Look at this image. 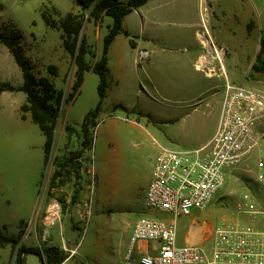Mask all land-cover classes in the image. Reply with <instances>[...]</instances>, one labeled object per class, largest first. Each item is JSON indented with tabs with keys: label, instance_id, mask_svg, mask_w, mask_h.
Listing matches in <instances>:
<instances>
[{
	"label": "rangeland",
	"instance_id": "1",
	"mask_svg": "<svg viewBox=\"0 0 264 264\" xmlns=\"http://www.w3.org/2000/svg\"><path fill=\"white\" fill-rule=\"evenodd\" d=\"M176 1L182 0L147 1L141 10L125 17L124 29L138 36L144 34L145 39L149 34H172L182 22L159 18L155 13L160 2ZM193 1L198 8L199 2ZM241 2L202 1L200 10L207 19V32L201 26L200 36L183 44L168 45L171 52L176 50L184 55L201 51L199 67L209 77L186 67L185 85L174 82L177 73L173 70L167 74L170 82L167 85L158 82L156 70L151 71L149 81L141 70L136 75L129 58L121 67L119 58L110 56V73L118 68V77L115 80L113 74L110 87L121 106L105 107L95 125L89 127V136L82 132L81 122L98 102V78L87 73L74 99L66 104L62 101L46 162L45 138L30 121V111L23 113L24 119L20 118L24 93L5 91L0 97V228L18 239L25 224L30 226L45 205L41 217L43 229L46 209L55 205L56 214L50 226L54 229L48 228L49 233L56 234L51 246L59 248L58 244L65 241L69 249L76 248L68 264H121L131 227L141 217L174 221L178 246L184 245L186 238L193 243L201 239L199 244L206 252L210 250L212 228L234 220L247 223L246 217L238 215L236 203L245 192L258 189L255 165L258 158L264 157V135L260 152L254 149L237 168L225 170L223 187L204 209L173 218L144 209L141 201L152 158L159 147L187 151L211 137L218 115L215 118L206 105L219 99L225 78L264 91V35L251 32L252 21L245 30L237 16ZM45 9L55 20L67 12L85 19L89 10L82 11L74 0H0V32L10 34L18 30L20 47L34 73L47 76L62 91L64 99L72 92L76 66L62 48L61 31L45 26L41 17ZM110 21L109 17L103 18L101 32L105 33V25ZM97 33V24L84 20L80 34H87L93 54L102 47L100 37L94 39ZM204 36L208 38H205L207 47L200 41ZM124 37L121 32L120 41ZM86 59L90 63L95 60L88 55ZM21 82V73L11 54L0 43V85L19 86ZM196 103L202 104L201 111L191 112ZM133 123L138 126H132ZM260 125L258 132L262 133L264 118ZM86 138L90 139L87 145ZM13 259L10 245L0 247V264H13ZM25 264L42 262L38 256L29 254Z\"/></svg>",
	"mask_w": 264,
	"mask_h": 264
},
{
	"label": "built area",
	"instance_id": "2",
	"mask_svg": "<svg viewBox=\"0 0 264 264\" xmlns=\"http://www.w3.org/2000/svg\"><path fill=\"white\" fill-rule=\"evenodd\" d=\"M136 53L138 63L149 55L144 49ZM263 118L264 91L225 78L212 136L192 150L159 147L142 207L173 218L204 209L223 187L225 170L237 168L254 149L260 152L264 132L258 128ZM255 180L257 191L245 192L236 203L238 215L248 222L234 220L212 228L209 252L199 242L178 246L174 221L141 217L131 227L122 264H264V157L256 162ZM55 210V205L47 209L39 248L48 240ZM150 242L157 250L136 257L138 245ZM61 249L66 258L60 264H68L76 248Z\"/></svg>",
	"mask_w": 264,
	"mask_h": 264
},
{
	"label": "trees",
	"instance_id": "3",
	"mask_svg": "<svg viewBox=\"0 0 264 264\" xmlns=\"http://www.w3.org/2000/svg\"><path fill=\"white\" fill-rule=\"evenodd\" d=\"M82 11L89 9L86 18L82 15L67 12L58 20L53 19L47 10L41 13L42 20L46 27L61 31L60 40L62 48L73 59L76 66L75 82L69 93L64 99L62 91L55 88L52 81L47 76H38L34 73L31 62L24 56L20 47L21 36L17 29L10 34L0 32V43L3 44L11 54L16 66L18 67L22 82L19 86L9 84L0 85V94L8 92H22L25 95V103L21 105L20 118L24 119L23 113L30 111L31 122L39 128L45 141L43 145L44 162L47 161L50 153L56 120L59 116L62 101L68 103L73 100L78 93L86 73L92 72L98 78L96 87L98 102L94 109L90 110L81 122V130L85 136H89V127L95 125L105 97L107 88V63L108 50L114 38L121 31L123 17L145 4L148 0H130L122 3L119 0H74ZM103 17H109L111 24L107 26V33L102 38V47L99 58L93 63L88 62L86 56L95 57L90 50L86 37L81 33L84 20L87 22H98ZM54 74V73H53ZM89 138L84 139V144H88ZM69 160V159H68ZM23 231L18 234V239ZM18 239L5 233L4 228H0V247L10 245L14 250L13 264H25L28 254L39 257L42 264H60L66 254L61 248L53 246L25 247L18 245Z\"/></svg>",
	"mask_w": 264,
	"mask_h": 264
},
{
	"label": "crops",
	"instance_id": "4",
	"mask_svg": "<svg viewBox=\"0 0 264 264\" xmlns=\"http://www.w3.org/2000/svg\"><path fill=\"white\" fill-rule=\"evenodd\" d=\"M120 1V0H119ZM130 1V0H129ZM149 1V0H148ZM199 2L198 8L197 4L194 3L193 0H182V1H176V2H160V4L156 8V13L155 15L159 18H172V19H177L178 21L182 22V26L177 28L176 31H174L172 34H155V35H147V38H143L144 34L142 36H138L136 34H133L130 32L128 29H124L123 24H124V19L127 15L131 14L135 10H141L142 7L144 6L141 5L140 7L136 8L129 14L123 17L122 24H121V32L124 34V39L123 41H120L119 39V34L114 38L112 41L109 50H108V63H107V88H106V93L105 97L102 101L101 108L99 111L100 113L105 109V107H109L111 105L112 108L115 106L119 107L121 106V103L119 102L120 100L116 98L115 96V90H112L110 87V82L112 79V76L114 74V78L116 80L117 76V70L118 68L115 67L113 70V74L110 73V68H111V58L110 56L114 55L119 58V66L124 67V65L127 62L126 58L128 59V62L130 63L131 66H134L136 75L139 74V70L142 71V74L145 75V77L150 81L151 80V71L156 70L157 73H159V78L158 82L163 83V84H169L167 74L169 71L173 70L174 73H177L176 79L174 80L175 83H182L185 85L186 82V77L183 74V71L186 67H193L194 70L199 71L203 73L198 67L199 64L201 63V59L203 58V54L201 51L198 52H192L184 55L183 53L177 52L176 50L174 52H171L170 49H168L169 44H183L188 39H191L196 36H200L201 34L198 32L199 27H203L205 29V33L207 32V19L204 15V13H201L200 7L201 3L206 2V4H210L211 0H197ZM244 3H240L238 6V19H242V23L244 24L245 30L247 25L252 21L254 23L253 29L251 32L257 31L258 34L264 35V0H241ZM121 2V1H120ZM128 2V1H127ZM123 3V2H122ZM126 3V2H125ZM104 18V17H103ZM92 24H95L94 22H90ZM89 24V22H88ZM97 24V30L98 33L96 37L94 36V39L100 37L99 43H102V38L106 35L107 33V26L111 24L110 23L105 25V33L101 32L102 30V24H103V19L101 21L96 22ZM87 43L91 45V42L89 38L87 37V34H85ZM208 39L206 36L202 37L200 39L202 43V39ZM138 49H144L149 52L148 57L138 63L137 61V50ZM101 49L98 52H95V57L94 59L97 60L99 58ZM94 60V61H95ZM117 68V69H116ZM176 71V72H175ZM92 73V72H88ZM150 73V75H149ZM179 73V74H178ZM87 74V73H86ZM206 77L207 74L203 73ZM116 82V87H119V82ZM117 92V91H116ZM5 92L0 94V97L3 96ZM217 94V93H215ZM214 94V95H215ZM220 102H221V96L219 99H215L214 101H211L209 104L206 106L210 108V112L215 113V118L218 115V111L220 109ZM19 105V104H18ZM194 108L192 109L191 112H200V108L202 107L201 103H196L193 105ZM124 109V108H123ZM125 110H127L125 108ZM31 121V120H30ZM132 126L136 127L138 124H132ZM212 136V135H211ZM210 137L208 138V140ZM202 141L197 143L195 148H198L207 141ZM156 155V154H155ZM154 155V157H155ZM154 157L152 158L151 166H150V173L147 179V185L151 179V172H152V167L154 163ZM147 187V186H146ZM145 192V190H144ZM144 192L142 196H144ZM142 201V199H141ZM47 205V202H46ZM46 206L41 209V211L38 214V217L30 224V226L25 224V228L23 233L18 239V245H23L25 247H36L40 243V235L42 233V215L43 211H45ZM48 209V208H47ZM46 209V210H47ZM29 228V229H28ZM43 228V227H42ZM48 228H53L54 227H48ZM29 236H31V239L28 241ZM56 234L51 231L50 233L48 232V240L47 244L42 243V246H51L52 242L55 241ZM197 239L194 237V240ZM28 241V243H27ZM128 241V238H127ZM198 240L197 242H200ZM193 241L186 238V243L185 244H192ZM151 244H154V246H151ZM59 248H62V246H66L65 241H61L58 244ZM68 247H70L68 245ZM67 247V248H68ZM126 247H127V242L125 245V250L123 251V258L126 252ZM69 249V248H68ZM72 249V247L70 248ZM139 250V251H138ZM138 250L135 252V256L138 257L141 254L144 253H154L155 250H157V245L155 243H141L138 245ZM78 253V252H77ZM29 255V254H28ZM73 259V258H72ZM26 261V258H25ZM123 261V260H122ZM122 264V262H121Z\"/></svg>",
	"mask_w": 264,
	"mask_h": 264
},
{
	"label": "bare ground",
	"instance_id": "5",
	"mask_svg": "<svg viewBox=\"0 0 264 264\" xmlns=\"http://www.w3.org/2000/svg\"><path fill=\"white\" fill-rule=\"evenodd\" d=\"M202 43H203V46L207 47L208 46V42L207 40L204 38L202 39ZM215 51V50H214ZM217 51V50H216ZM215 51V53L217 54V52ZM218 57V56H217ZM219 58V57H218Z\"/></svg>",
	"mask_w": 264,
	"mask_h": 264
}]
</instances>
